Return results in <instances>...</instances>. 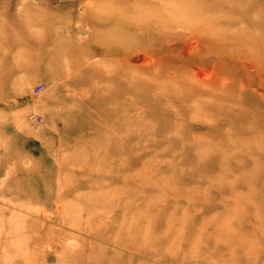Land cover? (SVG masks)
I'll list each match as a JSON object with an SVG mask.
<instances>
[{
	"label": "rangeland",
	"instance_id": "rangeland-1",
	"mask_svg": "<svg viewBox=\"0 0 264 264\" xmlns=\"http://www.w3.org/2000/svg\"><path fill=\"white\" fill-rule=\"evenodd\" d=\"M0 264H264V0H0Z\"/></svg>",
	"mask_w": 264,
	"mask_h": 264
}]
</instances>
